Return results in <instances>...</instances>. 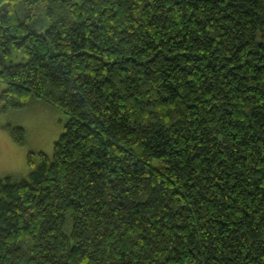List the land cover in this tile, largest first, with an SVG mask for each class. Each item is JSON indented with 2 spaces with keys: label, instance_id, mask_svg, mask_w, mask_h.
Listing matches in <instances>:
<instances>
[{
  "label": "trees",
  "instance_id": "16d2710c",
  "mask_svg": "<svg viewBox=\"0 0 264 264\" xmlns=\"http://www.w3.org/2000/svg\"><path fill=\"white\" fill-rule=\"evenodd\" d=\"M33 99L67 120L0 179V264H264V0H0Z\"/></svg>",
  "mask_w": 264,
  "mask_h": 264
},
{
  "label": "rangeland",
  "instance_id": "374dc122",
  "mask_svg": "<svg viewBox=\"0 0 264 264\" xmlns=\"http://www.w3.org/2000/svg\"><path fill=\"white\" fill-rule=\"evenodd\" d=\"M66 120L63 112L37 99L22 109L0 111V179L26 177L32 171L28 163L31 153L36 163L41 153L52 158ZM16 127L24 129L25 145L18 144L11 134L10 128Z\"/></svg>",
  "mask_w": 264,
  "mask_h": 264
}]
</instances>
